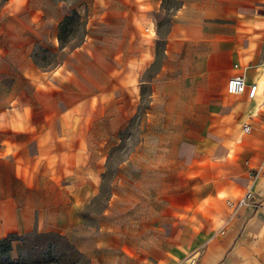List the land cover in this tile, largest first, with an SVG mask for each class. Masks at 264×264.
I'll use <instances>...</instances> for the list:
<instances>
[{
	"label": "crops",
	"instance_id": "obj_1",
	"mask_svg": "<svg viewBox=\"0 0 264 264\" xmlns=\"http://www.w3.org/2000/svg\"><path fill=\"white\" fill-rule=\"evenodd\" d=\"M82 1L84 41L47 73L32 51L57 45L63 2L0 0V239L75 237L89 264H264V0H175L144 141L86 228L106 166L80 144L95 140L81 112L104 142L127 125L135 101L116 98L154 57L163 0ZM234 75L253 98L227 93Z\"/></svg>",
	"mask_w": 264,
	"mask_h": 264
},
{
	"label": "rangeland",
	"instance_id": "obj_2",
	"mask_svg": "<svg viewBox=\"0 0 264 264\" xmlns=\"http://www.w3.org/2000/svg\"><path fill=\"white\" fill-rule=\"evenodd\" d=\"M53 2L62 1L63 9L70 20L63 22L60 29L58 26L57 45L36 46L32 51L33 63L41 71L51 73L59 68L62 61L68 59V53L81 46L86 34V3L82 0H52ZM175 0H163L162 9L156 14V32L158 40L154 44V57L151 61L143 62L137 68L132 66L138 72L130 78L128 83V92L121 94L120 98H116V103L121 101L129 106L131 101H135L136 110L132 114H128L127 125L120 131L115 132L110 141H102V124L94 121V115L89 110H82L81 130L82 133H93L95 140L80 142L84 150L90 149L95 160V164H105L106 171L100 176V196L91 202L90 205H84L81 214V223L84 227L95 225L90 213H99L104 206V198L109 193V184L116 176L117 165L128 159L131 152L144 141V135L147 132L146 118L149 117L150 101L152 96V83L155 72L160 68L163 61L164 41L163 37L168 28L170 14L176 8ZM76 12L77 16L73 15ZM66 17V16H65ZM64 17V18H65ZM63 20H61L62 22ZM60 22V23H61ZM147 38V34H144ZM150 36V35H149ZM148 41L150 37H148ZM61 39V43L60 40ZM63 49V50H62ZM77 68V75L80 79H84V70H90V64L83 59L74 62ZM128 68H130L128 66ZM86 87V86H84ZM129 90H131L129 92ZM1 95V94H0ZM37 98V94H34ZM19 100V99H18ZM121 103V104H122ZM95 115L101 114V109L95 110ZM6 111L0 115L5 118ZM100 151V153H99ZM88 155H84L83 163L89 160ZM81 175V174H80ZM6 241H0V264H89L88 259L81 254L74 240L78 238L66 237L60 233L53 232L47 234H29L27 236H8ZM5 242H10V250H7ZM10 261L7 262V259Z\"/></svg>",
	"mask_w": 264,
	"mask_h": 264
},
{
	"label": "built area",
	"instance_id": "obj_3",
	"mask_svg": "<svg viewBox=\"0 0 264 264\" xmlns=\"http://www.w3.org/2000/svg\"><path fill=\"white\" fill-rule=\"evenodd\" d=\"M236 67V65H235ZM247 89V94L249 98H253L257 92V86L256 85H250L248 88H246L245 85V79L243 75H234L231 76L227 82L226 90L227 93L232 95H239L243 94L245 90ZM244 131H248V127H244ZM250 197V194L247 193L245 198L240 202V205L244 203L245 200H247Z\"/></svg>",
	"mask_w": 264,
	"mask_h": 264
},
{
	"label": "trees",
	"instance_id": "obj_4",
	"mask_svg": "<svg viewBox=\"0 0 264 264\" xmlns=\"http://www.w3.org/2000/svg\"><path fill=\"white\" fill-rule=\"evenodd\" d=\"M73 15L78 17V15H77V13H76L75 11L73 12ZM70 17H71V16L68 15V16H66V17L63 19V21L60 23V29H61L62 26H63L62 23H63V22H66V21H69V20H70ZM59 41H60V43H61V39H60ZM0 241L3 242V241H6V239H5V238H2V239H0ZM5 243H6V245H7V250H10V247H11V246H10V242H5ZM9 261H10V258L7 259V262H9Z\"/></svg>",
	"mask_w": 264,
	"mask_h": 264
}]
</instances>
